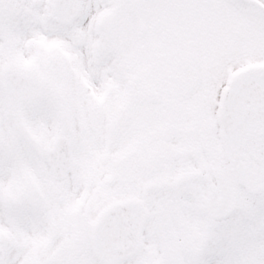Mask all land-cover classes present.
Returning a JSON list of instances; mask_svg holds the SVG:
<instances>
[{
  "label": "snow or ice",
  "instance_id": "1",
  "mask_svg": "<svg viewBox=\"0 0 264 264\" xmlns=\"http://www.w3.org/2000/svg\"><path fill=\"white\" fill-rule=\"evenodd\" d=\"M0 264H264V0H0Z\"/></svg>",
  "mask_w": 264,
  "mask_h": 264
}]
</instances>
